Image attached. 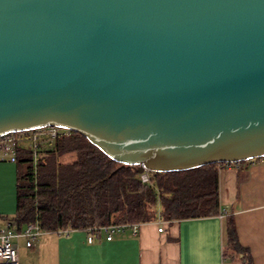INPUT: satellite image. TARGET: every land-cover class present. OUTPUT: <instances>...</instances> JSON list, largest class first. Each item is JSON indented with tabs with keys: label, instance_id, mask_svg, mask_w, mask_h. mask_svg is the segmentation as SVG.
Instances as JSON below:
<instances>
[{
	"label": "water",
	"instance_id": "1",
	"mask_svg": "<svg viewBox=\"0 0 264 264\" xmlns=\"http://www.w3.org/2000/svg\"><path fill=\"white\" fill-rule=\"evenodd\" d=\"M48 126L137 174L264 158V0H0V137Z\"/></svg>",
	"mask_w": 264,
	"mask_h": 264
},
{
	"label": "trees",
	"instance_id": "2",
	"mask_svg": "<svg viewBox=\"0 0 264 264\" xmlns=\"http://www.w3.org/2000/svg\"><path fill=\"white\" fill-rule=\"evenodd\" d=\"M41 153L45 157L36 168L26 146L16 159V210L10 226L17 232L35 221L43 232L69 229L86 234L89 228L112 224L219 214L218 166L227 163L180 172L148 171V181L142 182L132 167L110 160L78 133L55 140ZM67 158L73 159L64 162ZM228 243L240 251L234 231ZM243 264H251L250 259Z\"/></svg>",
	"mask_w": 264,
	"mask_h": 264
},
{
	"label": "crops",
	"instance_id": "3",
	"mask_svg": "<svg viewBox=\"0 0 264 264\" xmlns=\"http://www.w3.org/2000/svg\"><path fill=\"white\" fill-rule=\"evenodd\" d=\"M15 163L0 162V230L16 210ZM219 214L214 217L139 224L86 241L73 231L67 237L43 232L30 247L15 245L19 264H264V164L244 162L218 166ZM158 220L163 231L158 232ZM234 231L240 251L229 248Z\"/></svg>",
	"mask_w": 264,
	"mask_h": 264
},
{
	"label": "built area",
	"instance_id": "4",
	"mask_svg": "<svg viewBox=\"0 0 264 264\" xmlns=\"http://www.w3.org/2000/svg\"><path fill=\"white\" fill-rule=\"evenodd\" d=\"M71 131L48 126L32 131L19 133H10L0 137V162L16 163V159L21 147L26 146L31 151V158L34 168L43 161L44 155L42 150L52 146L55 140L70 135ZM251 163L264 164V158L252 160ZM234 164H226L223 166H231ZM142 182L148 181V171L144 170L140 174ZM158 232L163 231L162 221L158 220ZM139 224H112L101 227L89 228L86 231V241L91 244L94 240L105 236L107 241L112 239L116 233H123L127 229H131L133 234L136 233ZM74 230H57L54 233L58 236L67 237ZM43 231L39 229L38 223L30 222L23 231L17 232L10 225L0 230V264H19L18 250L15 245L20 238L26 239V247H30L32 242L39 237Z\"/></svg>",
	"mask_w": 264,
	"mask_h": 264
},
{
	"label": "rangeland",
	"instance_id": "5",
	"mask_svg": "<svg viewBox=\"0 0 264 264\" xmlns=\"http://www.w3.org/2000/svg\"><path fill=\"white\" fill-rule=\"evenodd\" d=\"M72 159L73 158H67V159L64 160V162H70V161H72ZM150 223H153L154 225H157L155 221L154 222H150Z\"/></svg>",
	"mask_w": 264,
	"mask_h": 264
}]
</instances>
